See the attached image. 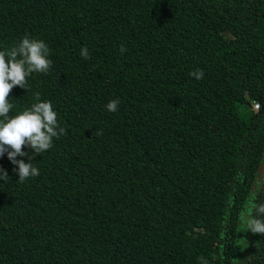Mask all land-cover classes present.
<instances>
[{
    "label": "trees",
    "instance_id": "1",
    "mask_svg": "<svg viewBox=\"0 0 264 264\" xmlns=\"http://www.w3.org/2000/svg\"><path fill=\"white\" fill-rule=\"evenodd\" d=\"M25 36L52 67L9 116L39 93L66 133L24 182L0 156V264H264V0H0Z\"/></svg>",
    "mask_w": 264,
    "mask_h": 264
},
{
    "label": "clouds",
    "instance_id": "2",
    "mask_svg": "<svg viewBox=\"0 0 264 264\" xmlns=\"http://www.w3.org/2000/svg\"><path fill=\"white\" fill-rule=\"evenodd\" d=\"M121 53L127 51L123 45ZM50 49L42 40L23 37L18 43L10 48L0 50V156L5 152L8 159L18 165L19 181L24 182L30 177L38 176L39 169L32 163H24L17 160V156H26L23 150L25 146L33 150V156L49 150L53 145V139L59 138L66 133V129L58 122V114L53 110L51 101H41L40 94H35L36 103L15 116H9L14 108L9 96L16 86L26 89L27 78L33 73H47L52 67V61L48 58ZM80 55L84 59H89L90 54L87 48H82ZM196 79H202L203 70L191 73ZM120 101L118 99L110 101L106 108L111 112L118 110ZM97 134H102L99 130ZM8 174L4 169H0V179H7ZM252 199L255 200L253 194ZM249 218L243 222V228L252 234L264 235V221ZM259 211L264 212V205L259 206ZM201 264H207L204 257H200Z\"/></svg>",
    "mask_w": 264,
    "mask_h": 264
},
{
    "label": "rangeland",
    "instance_id": "3",
    "mask_svg": "<svg viewBox=\"0 0 264 264\" xmlns=\"http://www.w3.org/2000/svg\"><path fill=\"white\" fill-rule=\"evenodd\" d=\"M248 108H249V109L256 110V108H255V104L252 103V102H249V104H248Z\"/></svg>",
    "mask_w": 264,
    "mask_h": 264
},
{
    "label": "built area",
    "instance_id": "4",
    "mask_svg": "<svg viewBox=\"0 0 264 264\" xmlns=\"http://www.w3.org/2000/svg\"><path fill=\"white\" fill-rule=\"evenodd\" d=\"M254 104H255L256 110H258L259 109V105L257 103H254Z\"/></svg>",
    "mask_w": 264,
    "mask_h": 264
}]
</instances>
